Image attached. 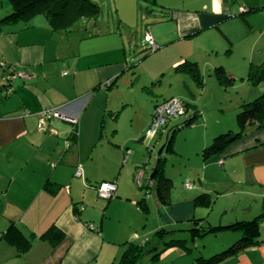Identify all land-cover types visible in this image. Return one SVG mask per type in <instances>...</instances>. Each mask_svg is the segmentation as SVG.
I'll list each match as a JSON object with an SVG mask.
<instances>
[{"label": "crops", "instance_id": "obj_1", "mask_svg": "<svg viewBox=\"0 0 264 264\" xmlns=\"http://www.w3.org/2000/svg\"><path fill=\"white\" fill-rule=\"evenodd\" d=\"M94 1L102 7L100 13L104 7L110 8L112 23L99 19L100 13L85 14L77 16L67 28L58 27L43 10L28 20L2 21L12 11V5L10 0L1 1L0 63L11 64L15 74L25 77L18 75L14 79V92L6 93L0 86V264H118L127 244L147 246L152 242L151 235L158 236V230L192 222L205 206L196 202L195 195L201 189L209 190L203 179L194 188L186 179V186L174 193L173 182L177 184V177L166 171L167 161L160 164L161 171L156 173L147 196L152 198L149 212L139 204L145 195L138 187L145 190L146 186L140 185V172L149 177L152 173L147 169L151 156L146 163V157L138 154L146 147L145 131L156 104L166 98L161 99L160 90L153 89V94L148 91L150 99L144 101L148 118L137 130L120 133L119 128L108 125L117 119L124 104H133L137 115L140 110L137 100L122 101L115 116L110 99L114 84L127 66L123 30L138 25L141 2ZM145 1L147 14L155 15L158 22L174 24L175 34L155 31L153 23L147 24L145 35L148 32L152 36L157 48L218 22L222 15L230 16L236 6L233 0H213L215 8L210 12L196 0ZM150 5L168 10V17L158 18L160 11ZM68 14L76 16L71 10ZM154 80L152 77V85ZM193 108L189 105L187 112ZM194 109L192 121L200 111L196 104ZM57 110L75 118V122L56 114ZM165 131L166 128L159 131L158 136H163ZM247 131L204 161L206 169H223L235 187L240 185L236 193L248 200L245 208L251 213L255 211L254 205L264 208V127ZM207 142L203 150L210 144ZM91 145L93 149L87 151ZM153 167L154 171L156 162ZM162 176L169 178L163 195L156 186ZM110 180L117 183V190L107 199L99 195L98 184ZM152 211L156 215L155 224L132 222L124 228V218L136 219L137 215ZM262 223L258 244L218 262L202 261L201 258H210L218 252L207 254L205 244L200 255H195L187 247L185 237L184 244L170 245L156 257H146L145 264L147 261L149 264H264ZM50 227L61 233L57 241L50 233L45 234ZM224 231L227 230L221 232ZM238 233L232 241L224 243L223 251L244 235ZM158 237L154 245L157 248L163 241ZM147 253L151 255V251Z\"/></svg>", "mask_w": 264, "mask_h": 264}, {"label": "rangeland", "instance_id": "obj_2", "mask_svg": "<svg viewBox=\"0 0 264 264\" xmlns=\"http://www.w3.org/2000/svg\"><path fill=\"white\" fill-rule=\"evenodd\" d=\"M1 1L5 2V0H0V4ZM196 1L201 4L203 9L210 12L214 11L215 3L213 0ZM233 1L236 6L233 10L234 13L230 16L222 15L218 22L203 26L204 28L202 27L200 31L177 39L171 44L160 45L157 50L149 51L146 55L145 48L148 44L144 40V36L148 23H153L152 27L155 31L162 30L175 34V29L172 27L174 26L173 23L158 22L155 15L147 14L146 7L148 4L145 0H140L139 23L132 28L135 29L134 36L129 32L128 28L130 27H124L123 30L124 60H126L127 66L122 76L114 84L110 99L111 105L115 107V109L113 108L115 116H117L116 107L122 101L129 103V101L137 100L139 104L138 115L133 104H124L122 107L123 104L121 103L122 108L117 119L110 118L112 122L109 121L108 125L113 126L112 128H119L120 133L142 127L143 120L148 118L146 117L144 101L150 99L148 95L153 94L151 92L153 89L163 93L161 99L178 97L198 106L199 115L191 123L181 125L188 118V114L195 111L194 108L191 112L170 120L163 136L159 137L157 134L152 139L148 136L145 137L143 144L146 147L144 152L141 151L138 155L145 156L146 163L149 162L148 158L151 156V162L147 163V167H149L147 169L153 173V166L159 157V151L168 140V134L174 135L172 147L169 150L165 148L161 154L163 161H167L166 171L177 177V184L173 182L172 191L174 193L179 192L180 187L186 186V179L193 183V188L201 184L200 178L203 179V183L207 185L205 187L209 190L201 189L195 195L206 192L210 194L212 199L211 205H205L202 212L196 214L197 218L204 217V229L205 225H219L227 222L233 223L237 220L253 219L264 211V208H256L254 205L255 211L249 213L248 208H245L249 205L248 200L240 196V193H236L240 191V185L235 187L229 177H226L229 174L227 172L224 174L223 169L217 171L205 168L203 154L205 141L211 144L214 138L221 133L230 130L240 131L241 128L237 122L240 106L256 99L261 95L262 92L260 91L264 90V81L258 85H253L252 81L248 79V69L251 63L258 64L264 60V0L260 1L262 4H257V0ZM150 7H154L156 11L159 8L152 5ZM110 11L108 6L104 7L102 13L99 14V19L105 18L112 23L113 16ZM110 27L116 29L113 26ZM184 59L197 61V67L200 71L199 77H194L178 68V65L185 61ZM163 67L165 70H162ZM3 73V69L0 67L1 78ZM244 73L245 76L243 77ZM226 76H230L229 79ZM152 77L155 79V85L151 84ZM162 77L165 78L162 79ZM160 79H162V83L159 82ZM150 124L148 123L145 135L149 134ZM173 128L177 129L173 130ZM92 149V145L87 147V151ZM214 178L220 181H216ZM138 189L145 195L144 189L141 187ZM146 199L150 205L152 198L146 197ZM225 209H228V212H225ZM132 222L151 226L156 222V215L152 211L150 213L144 212L142 216L137 215L136 219L133 216L129 220L124 218V228ZM195 226L194 220L189 223H179L175 228L166 226L169 230L167 234L173 238L186 237L187 247L195 255H200L199 251L205 249L203 247L205 244L207 249L204 251L207 254L219 253L225 249L222 248L224 243L226 244L238 236L235 235L238 231L228 230L216 234H206L203 229L194 239L192 229ZM171 228L176 230L172 231ZM150 238L152 242L146 246V251L151 248V245L154 246L159 239L156 235H151ZM170 239L171 237H166L163 238V241ZM196 243L199 244V247H196ZM153 254V252L151 255L145 253L139 264H145L144 259L153 256ZM146 264L149 262L147 261Z\"/></svg>", "mask_w": 264, "mask_h": 264}, {"label": "trees", "instance_id": "obj_3", "mask_svg": "<svg viewBox=\"0 0 264 264\" xmlns=\"http://www.w3.org/2000/svg\"><path fill=\"white\" fill-rule=\"evenodd\" d=\"M179 2L180 0H175ZM12 5V11L4 16L2 18V21H16L19 19L28 20L30 19L36 12L38 11H45L46 14L49 16L50 20L53 22L54 25L58 27H69V24L77 17L82 16L85 14H92L94 16L98 15L101 12L100 5L94 1V0H10ZM153 2H156V0H153ZM73 11L76 16H70L68 14V11ZM160 11V14L157 15V17H168L169 11L163 10L161 8H158ZM154 11V10H153ZM166 14V15H165ZM134 30L131 28L132 36H134ZM156 48H153L149 45L145 48L146 55H148L149 51L155 50ZM2 68L4 69V83L0 84L2 87L6 86H13L12 92L16 89V86L14 85V79L15 77V70L9 63H0ZM136 65V64H135ZM179 69L187 70L189 74H192L194 77H199L200 71L197 67V61L195 60H185L182 63L178 65ZM227 79H229L228 76H226ZM249 79L252 81L253 84H257L260 81H264V62L261 64H252L249 70ZM11 93V92H10ZM185 101V100H184ZM187 108L190 106L195 108V104L193 102L185 101ZM157 105V104H156ZM240 111L237 115V122L241 128L240 131L234 132V131H228L223 134L217 135L213 142L204 148L203 154L205 158H209L210 156L214 155L218 151L224 149L226 146H228L230 143L235 141L238 138L243 137L245 134H247V129L249 130L252 127H255L257 129H260L264 127V92L257 97L256 99L245 102L241 106ZM195 114L192 113L188 116L187 119L181 125H186L192 122V118ZM177 128H173V130H176ZM173 137L174 135L169 134L168 140L165 144V148L168 150L172 147L173 143ZM163 157L160 156V161L158 164L157 172L161 171L159 170L160 164L163 163ZM169 179V178H168ZM165 177H161L157 181V189L159 190L160 194L163 195V192L167 189V180ZM114 181V180H110ZM99 192V191H98ZM163 197V196H161ZM108 197L107 199H109ZM196 202L201 205L209 206L212 203V199L210 197L209 193L202 192L199 195L196 196ZM139 204L141 205L142 209L146 212H149L150 206L148 203V200L146 197L142 198L139 201ZM264 219V211L257 215L253 219H245V220H238L231 224H219V225H205L204 226V217H199L194 219L195 227L192 229L193 236L200 234V231L204 229V232L207 233H218L223 230H230V231H241L243 232V236L239 238L237 241H235L229 248L226 250L213 255L210 258H201L202 261H207L208 263H215L220 260H223L227 255L231 253H235L247 246L258 244L260 242L259 236L261 232V220ZM172 227V226H170ZM175 228V227H172ZM172 231H175L176 229H172ZM50 233V236L52 239L57 241L61 237V233L58 231H53V228L50 227L45 234ZM169 233V230L167 227H163L160 230L157 231L156 234L158 236H161L162 240L166 237H171L168 241H162L161 249L157 248L158 246H154L149 251L153 252L154 256L156 257L160 251L166 249L170 245L173 244H184L185 239L184 238H173ZM165 234V235H164ZM156 247V248H155ZM146 251V244L141 243H135L130 242L127 244L126 249L124 250V253L122 254V257L120 258V261L118 264H139L141 261L142 256L149 252Z\"/></svg>", "mask_w": 264, "mask_h": 264}, {"label": "built area", "instance_id": "obj_4", "mask_svg": "<svg viewBox=\"0 0 264 264\" xmlns=\"http://www.w3.org/2000/svg\"><path fill=\"white\" fill-rule=\"evenodd\" d=\"M144 40L147 42V44L153 48H157L158 45L152 38V36L149 35L147 32ZM18 75L24 76L25 74H15V77ZM13 86H6L4 87V91L6 93L12 92ZM188 111L187 105L184 100L180 98H169L166 99L160 103H158L154 110V115L150 124V131L148 134V137L152 138L155 136L159 131L164 130L166 128V125L169 123L170 120L173 118H177L183 114H186ZM56 114L62 116L65 119L71 120L75 122V118H72L71 116H67L64 114L61 110H57ZM78 175L82 174V171L79 169L77 172ZM140 185H148L152 183V180L149 176H145L144 172H140ZM187 186L191 187L190 182H187ZM117 190V183L115 181H104L98 184V191L99 195L104 198L111 197L115 194Z\"/></svg>", "mask_w": 264, "mask_h": 264}, {"label": "water", "instance_id": "obj_5", "mask_svg": "<svg viewBox=\"0 0 264 264\" xmlns=\"http://www.w3.org/2000/svg\"><path fill=\"white\" fill-rule=\"evenodd\" d=\"M168 136H169V134H168ZM164 149H165V145L161 148V150L159 151V157L157 158V161H156V167H155V170L153 171V173L151 174V176H150V179L152 180V182H153V180L156 178V173H157V170H156V168L158 167V164H159V161H160V156H161V154L163 153V151H164ZM152 183L151 184H148V185H146L145 186V195H146V197L149 195V193H150V189L152 188ZM144 187V186H143Z\"/></svg>", "mask_w": 264, "mask_h": 264}]
</instances>
